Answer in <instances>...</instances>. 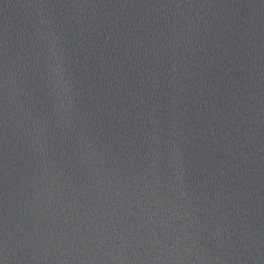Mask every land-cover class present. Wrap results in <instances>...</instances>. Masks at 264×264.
Returning a JSON list of instances; mask_svg holds the SVG:
<instances>
[{
    "label": "water",
    "instance_id": "water-1",
    "mask_svg": "<svg viewBox=\"0 0 264 264\" xmlns=\"http://www.w3.org/2000/svg\"><path fill=\"white\" fill-rule=\"evenodd\" d=\"M0 264H264V0H0Z\"/></svg>",
    "mask_w": 264,
    "mask_h": 264
}]
</instances>
